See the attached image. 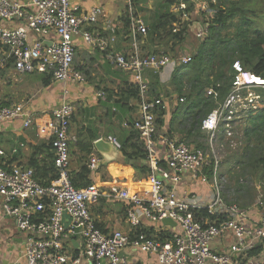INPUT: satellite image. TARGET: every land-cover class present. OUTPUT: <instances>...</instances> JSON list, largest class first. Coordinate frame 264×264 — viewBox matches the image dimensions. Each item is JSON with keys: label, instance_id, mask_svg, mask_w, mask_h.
I'll return each mask as SVG.
<instances>
[{"label": "built area", "instance_id": "2783aa9c", "mask_svg": "<svg viewBox=\"0 0 264 264\" xmlns=\"http://www.w3.org/2000/svg\"><path fill=\"white\" fill-rule=\"evenodd\" d=\"M123 2L133 40V49L127 54L107 51L108 40L90 31L103 12L99 5L85 9L72 0H0V51L18 73H48L56 81L82 82V73L74 67V38L80 36L91 47L106 52L109 63L132 77L139 96L133 129L143 140L145 163L150 169L147 180H139L134 186L113 181L109 185L91 183L75 188L69 170L70 143L76 141L70 133L73 104L64 100L51 110L46 121L39 123L24 103L8 105L0 100V122L20 119L24 128L34 127L36 134L50 144L57 169V176L44 186L30 166L0 165L2 211L28 235L23 252L25 263L79 264L85 258L94 264H142L125 254L129 248L153 256L156 264H264V256L259 254L264 249V210L250 217L247 209L225 200L223 156L217 150L224 146L216 143L222 133L225 140L230 139L229 147H236L233 125L250 111L264 107V77L234 61L224 99L219 100L212 87L206 90L215 107L201 120L205 142L197 146L163 138L158 133L156 117L168 110L169 103L162 96L149 95L144 72L168 67L173 70L178 61H191L192 55L142 53L136 41L137 36L147 35V26L137 15L134 0ZM216 2L174 0L170 6L177 19L172 23L173 31H179L189 20L196 38L203 39L208 30L204 20L209 4ZM200 14L203 20H193ZM11 22L16 25H8ZM123 125L128 126L127 122ZM105 139L120 149L116 137ZM159 139L166 146L164 155L158 154ZM99 162L100 157L91 154L87 166L96 171ZM189 184L209 186V201L191 193ZM100 198L121 204L129 231L106 233L97 226L91 205ZM45 212L48 215L41 216ZM165 219L174 225L164 224ZM71 237L80 239L79 254L72 255L66 249Z\"/></svg>", "mask_w": 264, "mask_h": 264}, {"label": "crops", "instance_id": "0c3cea01", "mask_svg": "<svg viewBox=\"0 0 264 264\" xmlns=\"http://www.w3.org/2000/svg\"><path fill=\"white\" fill-rule=\"evenodd\" d=\"M14 1L23 3L27 0ZM77 1L81 2L80 5L84 6L83 8L86 7L85 9L93 5L102 7L103 12L99 20L89 28L92 33H98L108 40L107 51L125 54L132 51L133 40L129 39L128 35H125L122 28L121 17L126 9L125 4L122 2L123 0ZM116 2H118L117 5L114 4ZM160 5L158 3L154 6V0H134L136 13L144 20L147 27L158 12ZM147 9H150L153 14L149 22L145 15L148 12ZM8 25H16V23L11 22ZM74 42L75 55L77 56L79 52H83L80 60L77 59V63L74 64V67L79 65L82 69L80 71L83 75L82 82H64L52 79L49 85L42 86L40 74L18 73L12 65V61L6 59V54L0 51V100L2 103L8 105L24 103L33 112V116L37 118L39 123L46 121L51 110L60 105L64 100H67L73 104L75 109L72 114L73 119L71 118L70 133L76 137V141L80 132L95 128L103 132L104 135L100 138L106 140L107 136H114L120 142L124 138L123 136L127 129L123 124L131 117L135 119L137 116L138 100L133 99L131 95L132 90L126 87L127 85H132L135 88L132 77L109 63L105 59L106 52L91 47L80 36H76ZM136 42L141 52L146 51L150 53L153 50H157L153 49L150 42H146L144 46L142 45L144 44L143 41L141 43ZM171 72L172 69L169 67L157 72L151 69L144 72V77L149 86V95H154L150 87L153 78L157 75L160 85H167ZM98 92H104L103 96H98ZM163 94L162 92L161 95L169 103V108L170 98L174 95L171 93V96L168 97ZM116 100H120L122 105H117V102L115 104ZM175 101L174 105L177 106L178 101ZM166 115L169 116L164 118V125L158 133L170 141H177L180 139L177 132H173L171 135L167 133L170 113L166 111ZM76 141L70 143V172L77 171L83 164L82 161H84V152L79 147H74ZM47 143L48 141L45 138L36 134L34 127L24 128L20 119L2 121L0 122V150L4 154L0 155V165L4 167H11L13 165L30 166L29 164L32 159H37L39 162L46 161L47 152L45 144ZM14 148L17 149L15 152L12 151ZM157 150L159 155H164L166 152V146L161 139L158 140ZM48 154H52L51 150H48ZM122 163L125 162L123 157H120V160H112L99 165L104 167L105 170L99 173V175H94L93 181L103 185L105 183L100 182V180L106 181L104 178L110 176V179L107 181L112 183L113 179L111 178L117 176L120 178L117 182L123 185L134 186L139 184V180L143 182V180L138 179L130 165L125 164V166H120L119 164ZM188 188L191 190V193L197 195L204 202H208L211 198V191L207 185L189 184ZM227 196L233 197L230 192L227 193ZM240 207L247 209L250 217H257L263 211L259 208L258 204L252 207L242 204ZM121 208V204L117 202H106V200L100 198L96 203L91 205V212L93 217L102 224L110 225L111 223L109 222H116L117 225L115 223L114 225H110V231L116 229L113 226L120 228L116 230L129 231V225L125 221ZM27 237L28 235L25 232L18 229L15 220L11 216L4 215L0 198V264H26L23 252ZM66 249L72 255L79 254L81 250L80 239L71 237L66 242ZM125 254L131 260L140 261L142 264H156L153 256L135 249L128 248L125 250ZM259 254L263 257L264 249ZM79 264L94 263L91 260L83 258Z\"/></svg>", "mask_w": 264, "mask_h": 264}, {"label": "trees", "instance_id": "16d2710c", "mask_svg": "<svg viewBox=\"0 0 264 264\" xmlns=\"http://www.w3.org/2000/svg\"><path fill=\"white\" fill-rule=\"evenodd\" d=\"M158 12L147 27V35L137 36V41L153 43L154 40L161 42L171 39L172 44L169 50H164L174 57L191 54V61L182 63L178 61L171 72L170 80L167 85H172V91L178 93L182 100H178L174 112L170 114L168 135L173 132H178L180 139L178 142L193 143L201 146L203 143L196 141V137L203 132L200 130L201 120L215 107V101L211 96L206 95V90L212 87L217 93L219 100H223L229 91L230 82L232 79V63L239 61L242 67L255 75L264 77V32L258 28H252L249 32L248 24L243 25L246 20L242 15L243 6L240 2L245 0H217L216 4H209L208 15L205 16L204 22L208 24L207 34L203 39H194L197 42L196 53L191 51L188 41L186 42L183 31H173L172 23L176 22L175 15L170 11V6L174 0H163ZM241 12L239 22L242 24L236 25L232 32L233 36H229L224 29L232 25L233 18ZM122 28L125 35L131 38L130 29L131 24L129 20V13L126 8L121 17ZM117 31V30H116ZM118 33V31H117ZM153 52H160L159 49ZM148 53L146 51L142 52ZM77 56L74 57V63H77ZM75 69L81 71L78 66ZM42 86H47L51 83L53 77L51 74L42 73ZM167 85H160L158 76L156 75L150 87L152 88L153 96H162V87ZM127 89L132 90L133 99H139L138 92L132 85H127ZM165 95L169 94L165 90ZM130 95V94H129ZM122 105L120 100H116L115 104ZM107 114V113H106ZM166 111H162L156 117L158 130L164 125ZM73 119V116H72ZM71 119V120H72ZM241 128V139H235L236 148L229 156L230 158L222 164L229 166L228 174L241 169L242 165H247L248 174L258 178L260 182L264 183V107L257 110L250 111L244 117ZM134 118L131 117L127 121V129L124 138L120 141L121 152L125 159V163L119 164L130 167L135 171L138 179L147 180L150 173L149 167L146 165V151L143 145V140L138 132L133 129ZM103 134L95 128L87 129L85 132H80L74 147H79L84 152L83 164L75 172H70V181L75 188H82L93 181V176L98 174V171H92L87 166L90 154L94 153L99 156L94 148V141L100 138ZM204 140H205V135ZM223 140V135H220V141ZM227 147L229 148L230 139H227ZM47 152L46 161L39 162L37 159L30 161V167L34 171V177L44 186L48 185L57 176V169L53 162V155L48 154L51 150L49 143L45 144ZM225 173V172H224ZM244 174V172H242ZM223 174V171H222ZM114 182L119 181L117 176H113ZM240 180V179H238ZM239 184V183H238ZM237 184V185H238ZM264 185V184H263ZM122 207V206H121ZM123 216L125 213L121 208ZM201 213L206 214L205 210ZM45 212L41 216H47ZM97 226L104 232H110L109 224H102L96 220ZM116 230V229H114ZM146 231V230H145ZM256 248L255 252H258Z\"/></svg>", "mask_w": 264, "mask_h": 264}, {"label": "rangeland", "instance_id": "374dc122", "mask_svg": "<svg viewBox=\"0 0 264 264\" xmlns=\"http://www.w3.org/2000/svg\"><path fill=\"white\" fill-rule=\"evenodd\" d=\"M73 2H77V3H81L77 0H72ZM123 2V1H122ZM164 1L163 0H154V6L157 5L158 3L162 4ZM119 3H121V1H119ZM218 3V1L216 2ZM115 5L118 4V2L114 3ZM124 4V2H123ZM240 6H243V11H242V15L244 16L243 18L246 20V22L243 23V25H247L250 21V24H248V28H249V32L251 31V29L254 28H258L259 30L264 32V0H245L244 2H240L239 3ZM84 7V6H83ZM86 8V7H85ZM88 8V7H87ZM148 12L145 13L146 15V19L148 20V22L152 19V12L150 9H147ZM151 12V13H150ZM241 12H239L231 21L232 25H230L229 27H227L226 29L223 30V32H227L229 33V36H233V31L235 30L236 25L242 24L241 22H239V17H241L242 15H240ZM200 15H195L194 19L198 18V22L203 20V17ZM207 16V15H206ZM196 21V20H195ZM189 23V26L187 25ZM180 31H183V35L186 38V42L188 41V45L191 48V51L196 53L197 50V42L194 39L195 37V32L193 29V25L191 22H189V20H186L185 23H183L180 27ZM172 41L171 39L165 40L163 42L159 41V40H154L153 43H151V45L153 46V49H159L160 51L162 50H169L171 47ZM82 51L79 52L77 54V59L80 60V58L82 57ZM76 64V62L74 63ZM76 66V65H75ZM34 78V77H33ZM169 82V81H168ZM21 87V86H19ZM163 89V95H165V90H168L169 94L167 95L168 97L171 96V93L174 95L172 98H170V106L168 108V113H173L174 109H175V105L174 103L176 102L175 100H180V97L178 95V93H176L175 91H172V85L169 86L167 85L166 87H162ZM264 106V104H263ZM169 115H166L165 117H167ZM246 117V116H245ZM243 118V117H242ZM243 120H245L244 118L240 121V122H236V125H233V139H241V126H242V122ZM242 123V124H241ZM177 132V131H176ZM178 133V132H177ZM204 134V133H203ZM201 133L199 136H197L195 139L198 142L204 143V136ZM220 135H223L222 133ZM220 135L218 136V141L216 143H219L220 145H223L224 148H217V150L219 151V153L223 156L224 162L226 160H228L231 156V154L234 152L235 148H231V147H227V140H225L224 136H223V140L221 142L220 141ZM223 166V175H224V182H223V190H224V198L225 200L235 203L238 206H242V204L247 205V207H252L255 204L259 205V208L264 210V183L260 182L258 180V178H255L253 176H251L250 174H248V168L247 165H242L241 169L239 167L238 170L234 171L232 174H228L227 170L229 169V166L226 164H222ZM107 169V168H106ZM105 170L104 167L99 166V168L97 169L98 174L102 173ZM225 172V173H224ZM244 172V174L242 173ZM109 174V173H108ZM106 181H102L100 180V182L105 183L106 185L110 184V181H107L108 179H110L109 177H105L104 178ZM240 179V180H238ZM239 183V184H238ZM95 184H97L95 182ZM238 184V185H237ZM230 192L233 197H228L227 193ZM113 215V214H112ZM111 223L110 225H114V223L116 224V222H109ZM117 225V224H116ZM116 229H120L117 228V226H113Z\"/></svg>", "mask_w": 264, "mask_h": 264}, {"label": "water", "instance_id": "95a60500", "mask_svg": "<svg viewBox=\"0 0 264 264\" xmlns=\"http://www.w3.org/2000/svg\"><path fill=\"white\" fill-rule=\"evenodd\" d=\"M94 148L100 155V162L98 165H103L112 160H120V157H123L121 149L115 147L111 142L104 140L103 138H99L94 142ZM163 223L174 225L169 219L163 220Z\"/></svg>", "mask_w": 264, "mask_h": 264}]
</instances>
